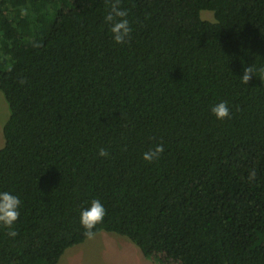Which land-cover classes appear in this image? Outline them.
<instances>
[{"label":"trees","instance_id":"obj_1","mask_svg":"<svg viewBox=\"0 0 264 264\" xmlns=\"http://www.w3.org/2000/svg\"><path fill=\"white\" fill-rule=\"evenodd\" d=\"M114 3L124 44L104 21ZM261 68L264 0H0V191L22 202L0 264H59L90 238L79 214L94 199V235L156 264H264Z\"/></svg>","mask_w":264,"mask_h":264},{"label":"clouds","instance_id":"obj_2","mask_svg":"<svg viewBox=\"0 0 264 264\" xmlns=\"http://www.w3.org/2000/svg\"><path fill=\"white\" fill-rule=\"evenodd\" d=\"M127 11L121 9L118 3L111 6L110 11L104 17V21L109 25L111 39L115 44H124L130 37L131 27L127 19ZM259 75L264 77V68L259 69ZM254 76L252 67H246L243 70L240 81L247 85L250 78ZM211 113L216 120H224L230 116V108L226 102H219L211 107ZM164 151L162 144L150 148L143 154L142 159L146 162H153L160 158ZM98 155L107 157L108 153L104 149H100ZM21 199L18 195L11 191H0V226L11 229L18 221L20 216ZM106 215L104 205L98 199L92 200L86 207H83L79 214V224L84 229V233L88 237H92L96 226L103 222ZM10 237H15V231H9Z\"/></svg>","mask_w":264,"mask_h":264},{"label":"rangeland","instance_id":"obj_3","mask_svg":"<svg viewBox=\"0 0 264 264\" xmlns=\"http://www.w3.org/2000/svg\"><path fill=\"white\" fill-rule=\"evenodd\" d=\"M203 19L213 20V14L202 13ZM9 116V108L0 92V149L5 144L3 126ZM59 264H156L144 257L140 249L128 238L101 231L84 243L69 248Z\"/></svg>","mask_w":264,"mask_h":264}]
</instances>
